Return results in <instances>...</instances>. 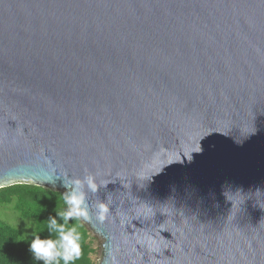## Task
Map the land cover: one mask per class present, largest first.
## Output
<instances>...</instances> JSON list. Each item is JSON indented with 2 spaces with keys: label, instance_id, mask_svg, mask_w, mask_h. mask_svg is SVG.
Returning a JSON list of instances; mask_svg holds the SVG:
<instances>
[{
  "label": "water",
  "instance_id": "water-1",
  "mask_svg": "<svg viewBox=\"0 0 264 264\" xmlns=\"http://www.w3.org/2000/svg\"><path fill=\"white\" fill-rule=\"evenodd\" d=\"M87 174L99 264H264V0H0V189Z\"/></svg>",
  "mask_w": 264,
  "mask_h": 264
},
{
  "label": "trees",
  "instance_id": "trees-1",
  "mask_svg": "<svg viewBox=\"0 0 264 264\" xmlns=\"http://www.w3.org/2000/svg\"><path fill=\"white\" fill-rule=\"evenodd\" d=\"M61 196L60 191L33 184L0 189V208L10 209L21 220V225L15 226L0 219V264H43L30 251V242L35 234L42 238L48 235L43 225L50 215H56L54 210L60 206ZM80 231L83 254L79 264H93L91 233L83 223Z\"/></svg>",
  "mask_w": 264,
  "mask_h": 264
},
{
  "label": "clouds",
  "instance_id": "clouds-1",
  "mask_svg": "<svg viewBox=\"0 0 264 264\" xmlns=\"http://www.w3.org/2000/svg\"><path fill=\"white\" fill-rule=\"evenodd\" d=\"M101 186L92 174L64 182L66 191L60 197V206L54 210L56 215H50L43 225L48 235L42 238L35 234L30 242V251L37 261L43 264H79L83 254L81 223L89 222L93 212L101 222L109 215L106 200L97 202L95 206L88 202V193H98Z\"/></svg>",
  "mask_w": 264,
  "mask_h": 264
},
{
  "label": "rangeland",
  "instance_id": "rangeland-1",
  "mask_svg": "<svg viewBox=\"0 0 264 264\" xmlns=\"http://www.w3.org/2000/svg\"><path fill=\"white\" fill-rule=\"evenodd\" d=\"M0 219L15 226L21 225L20 218L10 209L0 208ZM91 243H92L91 247L93 248V252L91 254L92 262L93 264H99L101 258V252H102L101 240L99 239V237L91 234Z\"/></svg>",
  "mask_w": 264,
  "mask_h": 264
}]
</instances>
